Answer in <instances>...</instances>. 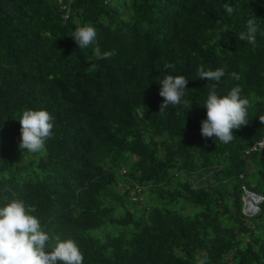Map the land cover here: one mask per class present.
Wrapping results in <instances>:
<instances>
[{
	"label": "trees",
	"instance_id": "trees-1",
	"mask_svg": "<svg viewBox=\"0 0 264 264\" xmlns=\"http://www.w3.org/2000/svg\"><path fill=\"white\" fill-rule=\"evenodd\" d=\"M249 20L255 45L238 39ZM87 24L116 55L79 48ZM201 65L225 70L219 95L250 99L228 144L201 135L215 83ZM167 75L188 79L190 109L160 113ZM28 109L54 117L40 153L19 147ZM259 117L264 0H0V206L22 200L84 264H264V149L248 150ZM243 189L262 196L251 215Z\"/></svg>",
	"mask_w": 264,
	"mask_h": 264
},
{
	"label": "clouds",
	"instance_id": "clouds-1",
	"mask_svg": "<svg viewBox=\"0 0 264 264\" xmlns=\"http://www.w3.org/2000/svg\"><path fill=\"white\" fill-rule=\"evenodd\" d=\"M229 14L233 7L225 5ZM257 26L249 20L247 31L238 36L240 41L256 44ZM80 49L93 48L97 60L111 58L115 50L101 52L97 44V30L91 24L78 27L71 35ZM166 64L165 68H173ZM198 76L210 85V92L203 107L206 108L207 119L201 122V135L205 138L215 137L221 143L228 144L235 139L234 130L246 126L249 122L248 108L250 99L241 95L243 89L234 86L226 95L217 93V85L225 76L223 68L204 70L201 65L197 69ZM234 79L240 77L232 73ZM159 95L163 97L160 113L169 106L183 105L190 109L192 102L183 99L188 79L182 75H167L160 82ZM264 123V117H259ZM54 117L46 110H24L19 123L21 125V141L19 147L30 153L45 150V141L53 136ZM32 209L22 200L12 199L0 206V264H84V255L74 239L59 240L53 245L50 235L43 230L40 219L31 214Z\"/></svg>",
	"mask_w": 264,
	"mask_h": 264
},
{
	"label": "built area",
	"instance_id": "built-area-1",
	"mask_svg": "<svg viewBox=\"0 0 264 264\" xmlns=\"http://www.w3.org/2000/svg\"><path fill=\"white\" fill-rule=\"evenodd\" d=\"M254 149H264V136H261L259 139L255 140L248 150ZM248 150H244L245 153ZM262 201V196L257 193L250 192L246 189H243V196H242V212L251 215L258 210V204Z\"/></svg>",
	"mask_w": 264,
	"mask_h": 264
}]
</instances>
